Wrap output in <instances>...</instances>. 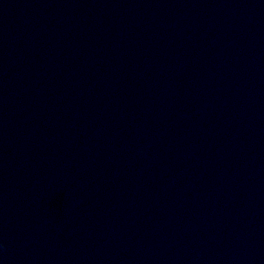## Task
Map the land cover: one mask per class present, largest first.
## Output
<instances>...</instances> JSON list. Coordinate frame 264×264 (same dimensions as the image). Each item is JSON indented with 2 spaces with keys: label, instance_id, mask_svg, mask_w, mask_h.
I'll list each match as a JSON object with an SVG mask.
<instances>
[{
  "label": "water",
  "instance_id": "1",
  "mask_svg": "<svg viewBox=\"0 0 264 264\" xmlns=\"http://www.w3.org/2000/svg\"><path fill=\"white\" fill-rule=\"evenodd\" d=\"M0 264H264V0H0Z\"/></svg>",
  "mask_w": 264,
  "mask_h": 264
}]
</instances>
